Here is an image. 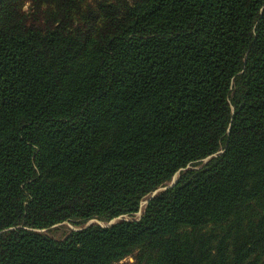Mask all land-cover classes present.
I'll list each match as a JSON object with an SVG mask.
<instances>
[{"label": "trees", "instance_id": "trees-1", "mask_svg": "<svg viewBox=\"0 0 264 264\" xmlns=\"http://www.w3.org/2000/svg\"><path fill=\"white\" fill-rule=\"evenodd\" d=\"M84 1L0 0V264H264V0Z\"/></svg>", "mask_w": 264, "mask_h": 264}, {"label": "rangeland", "instance_id": "rangeland-1", "mask_svg": "<svg viewBox=\"0 0 264 264\" xmlns=\"http://www.w3.org/2000/svg\"><path fill=\"white\" fill-rule=\"evenodd\" d=\"M87 4H91L92 7L94 6V0H85L84 1ZM50 7V0H23V4L21 8L23 9L24 12H32V15L30 17H34L38 23L43 22V15L44 12L47 11ZM85 8V7H84ZM83 8V9H84ZM176 178V174L173 175V177L169 180V183ZM146 200H143L140 204L139 209L135 212L133 215H123V216H118L116 218H113L111 221L118 220L120 218H136L139 217L142 211V207L145 204ZM94 220V219H93ZM91 220V221H93ZM107 222V223H109ZM107 223H102V224H107ZM63 225H66L68 227H73L74 225L69 223V222H64ZM59 226V225H58ZM65 228V227H62ZM44 232H47L48 234H51L52 236L55 237H60L62 234L61 232H53V231H48L43 229ZM126 259L132 260V257H127Z\"/></svg>", "mask_w": 264, "mask_h": 264}, {"label": "water", "instance_id": "water-1", "mask_svg": "<svg viewBox=\"0 0 264 264\" xmlns=\"http://www.w3.org/2000/svg\"><path fill=\"white\" fill-rule=\"evenodd\" d=\"M174 182H175V179L172 180L167 186L162 187V188H166V187H168V186H171ZM158 189H160V188H158ZM158 189H156L154 192H156ZM154 192H153V193H154Z\"/></svg>", "mask_w": 264, "mask_h": 264}]
</instances>
